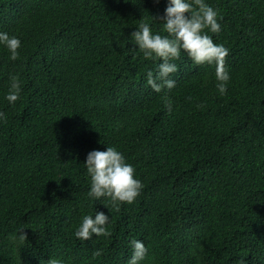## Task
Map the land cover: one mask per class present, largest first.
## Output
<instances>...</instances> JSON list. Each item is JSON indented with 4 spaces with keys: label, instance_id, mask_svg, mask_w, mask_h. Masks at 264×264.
I'll list each match as a JSON object with an SVG mask.
<instances>
[{
    "label": "trees",
    "instance_id": "obj_1",
    "mask_svg": "<svg viewBox=\"0 0 264 264\" xmlns=\"http://www.w3.org/2000/svg\"><path fill=\"white\" fill-rule=\"evenodd\" d=\"M205 2L220 30L204 31L227 49L223 93L215 64L183 50L173 88L147 85L160 58L130 33L167 35L166 0H0V31L21 41L15 59L0 45V264H127L132 239L147 248L138 264H264V0ZM107 146L142 183L131 203L87 195L83 161ZM95 210L106 234L75 237Z\"/></svg>",
    "mask_w": 264,
    "mask_h": 264
},
{
    "label": "clouds",
    "instance_id": "obj_2",
    "mask_svg": "<svg viewBox=\"0 0 264 264\" xmlns=\"http://www.w3.org/2000/svg\"><path fill=\"white\" fill-rule=\"evenodd\" d=\"M217 16V10L205 0H166L161 27L167 35L154 32L149 23L141 22L130 33L132 40L145 58H160L155 74L152 71L146 73L147 85L155 92L173 88L175 81L169 78V74L176 71L177 65L172 61L183 50L197 64L205 62L215 64L216 88L223 93L230 79V74L224 66L227 49L222 44L214 43L212 37L204 31L208 29L212 33L219 32ZM20 43L17 36L0 31V45L8 50L11 59L17 57ZM10 80L4 99L12 104L19 98L20 85L16 77L13 76ZM165 103L170 107V100L165 98ZM4 118L5 114L0 112V119ZM83 165L89 177L87 195L90 198L100 200L106 197L115 204L117 201L131 203L139 195L142 183L135 178L134 167L125 161L123 154L115 147L107 146L103 150L88 151ZM104 205L108 207L107 204ZM108 220L109 216L102 210H95L94 215L85 214L73 235L80 240H87L93 234L95 236L106 234L105 225ZM22 229L10 237L14 243L22 245L27 239ZM129 245L131 255L127 264H138L144 259L147 248L140 239L130 240ZM93 254L99 255V250ZM44 264H65V261L50 256Z\"/></svg>",
    "mask_w": 264,
    "mask_h": 264
}]
</instances>
